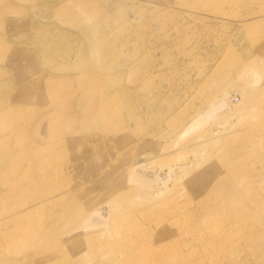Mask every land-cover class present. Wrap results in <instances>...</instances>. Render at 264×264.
Returning <instances> with one entry per match:
<instances>
[{
	"label": "rangeland",
	"instance_id": "rangeland-1",
	"mask_svg": "<svg viewBox=\"0 0 264 264\" xmlns=\"http://www.w3.org/2000/svg\"><path fill=\"white\" fill-rule=\"evenodd\" d=\"M0 264H264V0H0Z\"/></svg>",
	"mask_w": 264,
	"mask_h": 264
},
{
	"label": "bare ground",
	"instance_id": "bare-ground-1",
	"mask_svg": "<svg viewBox=\"0 0 264 264\" xmlns=\"http://www.w3.org/2000/svg\"><path fill=\"white\" fill-rule=\"evenodd\" d=\"M229 106H231V103H230V101H229V97L228 96H224L223 98H222V100L221 101H219L218 102V104L217 105H215V106H212V108L210 109V111H208V113L207 114H209L208 116H207V118H209V117H211V115L214 113V112H216L218 109H220L221 107H229ZM207 114H205V116L207 115ZM205 116L203 117V118H205ZM198 118V117H197ZM134 169V168H133ZM119 193V191H111L110 192V196L109 197H111L112 196V198L114 199V200H116V199H119L120 198V194H118ZM118 197V198H117ZM38 237H40V238H42V242H41V247H42V250H44V249H46V248H48V243H46V241H48V240H50L49 238L47 239V240H45V238L44 237H41L42 235H37Z\"/></svg>",
	"mask_w": 264,
	"mask_h": 264
}]
</instances>
